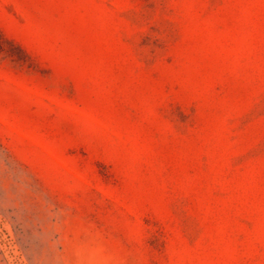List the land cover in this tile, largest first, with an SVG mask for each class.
Returning a JSON list of instances; mask_svg holds the SVG:
<instances>
[{"label": "rangeland", "instance_id": "374dc122", "mask_svg": "<svg viewBox=\"0 0 264 264\" xmlns=\"http://www.w3.org/2000/svg\"><path fill=\"white\" fill-rule=\"evenodd\" d=\"M0 34V264H264V0H0Z\"/></svg>", "mask_w": 264, "mask_h": 264}, {"label": "trees", "instance_id": "16d2710c", "mask_svg": "<svg viewBox=\"0 0 264 264\" xmlns=\"http://www.w3.org/2000/svg\"><path fill=\"white\" fill-rule=\"evenodd\" d=\"M2 43H6L7 45H9L11 50H16L23 54V51L18 46H16L13 42L5 39L1 34H0V53L4 52V49L2 48V45H1ZM7 55L9 57H13L12 52H9Z\"/></svg>", "mask_w": 264, "mask_h": 264}]
</instances>
